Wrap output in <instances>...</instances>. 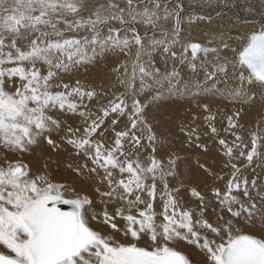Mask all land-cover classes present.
<instances>
[{
	"label": "snow or ice",
	"instance_id": "6c2138e0",
	"mask_svg": "<svg viewBox=\"0 0 264 264\" xmlns=\"http://www.w3.org/2000/svg\"><path fill=\"white\" fill-rule=\"evenodd\" d=\"M242 7L233 38L183 0H0V264H264V0Z\"/></svg>",
	"mask_w": 264,
	"mask_h": 264
},
{
	"label": "rangeland",
	"instance_id": "374dc122",
	"mask_svg": "<svg viewBox=\"0 0 264 264\" xmlns=\"http://www.w3.org/2000/svg\"><path fill=\"white\" fill-rule=\"evenodd\" d=\"M188 1V2H187ZM191 0H183V2H186V3H189V4H191L192 6H195L194 5V3L193 2H190ZM201 1V0H200ZM206 3H207V5H208V2H207V0H204ZM203 1V2H204ZM226 3H228V4H233V3H235V5L236 6H234V7H232V8H234V11H236V14H238V15H234L235 17H237V16H241V17H243V18H245V19H249V17L250 16H252L249 12H247V11H245L244 9H243V7H242V5L244 4V0H224ZM254 1V2H253ZM251 2H253V3H255V4H257L258 5V3H259V0H251ZM195 3H197V2H195ZM238 6V7H237ZM196 7V6H195ZM212 8H214V7H210V6H207V9L208 10H210V9H212ZM224 9V10H222V12H225V11H227L228 9H232V8H228V7H221V9ZM256 11H259V9L257 8L256 9ZM255 11V12H256ZM218 12V11H217ZM260 12V11H259ZM189 13H191V12H189ZM192 14V13H191ZM203 15H204V13H202ZM202 14H197V15H202ZM193 15H196V14H193ZM227 16V14H221L220 13V15L218 16L217 14H214V15H211L212 17H213V22H212V27L213 28H220V27H222L226 32H229V31H231L229 34L233 37V38H235L236 36H237V32H239V33H247L249 30H250V28H248V29H245V28H242V29H240L241 27H243V26H240L239 27V29L236 27V26H234L233 28H230L231 26H232V24H233V22H231L232 21V19L229 17V18H227L226 16ZM233 16V15H232ZM216 17V18H215ZM226 19V20H225ZM230 20V21H229ZM204 24H205V26H204ZM207 24L206 23H202V22H198L196 25H194L193 26V28H192V30H191V32H192V36H193V38H195V39H198V40H201V41H206L207 39H208V37H206L205 35H204V32L207 30ZM245 27V26H244ZM238 29V31H235V30H237ZM245 29V30H244ZM235 35V36H234ZM223 107V106H222ZM226 111H227V109H225ZM252 120H253V117H252V115L251 114H249V115H246V116H243L242 118H241V121L242 122H244V123H250V122H252ZM27 159V158H26ZM209 163L211 164L212 163V161L210 160L209 161Z\"/></svg>",
	"mask_w": 264,
	"mask_h": 264
},
{
	"label": "bare ground",
	"instance_id": "6f19581e",
	"mask_svg": "<svg viewBox=\"0 0 264 264\" xmlns=\"http://www.w3.org/2000/svg\"><path fill=\"white\" fill-rule=\"evenodd\" d=\"M204 0H191L190 2H193L194 3V5L196 6H192L191 4H189V3H186V2H184V5H185V7H186V9H187V11L188 12H191L192 14H202V13H204V15H214V14H217L218 12L219 13H221L222 15L223 14H227V18H231L232 19V21L231 22H233V24H232V26L230 27V28H233L234 26H236L238 29H239V27L240 26H243V27H241L240 29H242V28H245V29H248V28H251L252 26L251 25H245V24H241V23H238V22H236V17L234 16V15H238V14H236V11H234V8H232L231 10L230 9H228L227 11H225V12H222V10H224L223 8L221 9V7H214V8H212V9H210V10H208L207 9V3L204 1ZM188 2V1H187ZM195 2H197V3H195ZM225 2V1H224ZM254 2V1H253ZM259 4V3H258ZM238 7V6H237ZM218 11V12H217ZM260 11V10H259ZM259 11H256V12H254V13H250L252 16H250L249 17V19H255V20H259L260 19V12ZM203 15V14H202ZM233 15V16H232ZM216 18V17H215ZM240 18L241 19H245V18H243V17H241L240 16ZM226 20V19H225ZM230 21V20H229ZM203 23V22H202ZM204 26H205V24H204ZM245 26V27H244ZM238 29L237 30H235V31H238ZM244 29V30H245ZM231 31H229V33H230ZM238 33V32H237ZM242 33V32H241ZM235 36V35H234ZM194 260L195 259H198V257L196 256V255H193V257H192Z\"/></svg>",
	"mask_w": 264,
	"mask_h": 264
}]
</instances>
